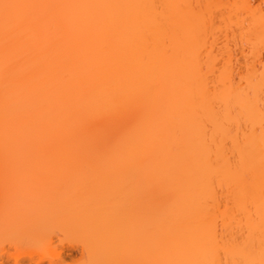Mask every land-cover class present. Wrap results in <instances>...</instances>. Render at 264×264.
<instances>
[{
    "label": "bare ground",
    "instance_id": "6f19581e",
    "mask_svg": "<svg viewBox=\"0 0 264 264\" xmlns=\"http://www.w3.org/2000/svg\"><path fill=\"white\" fill-rule=\"evenodd\" d=\"M0 29L33 88L0 82V264H264V0H0Z\"/></svg>",
    "mask_w": 264,
    "mask_h": 264
},
{
    "label": "rangeland",
    "instance_id": "374dc122",
    "mask_svg": "<svg viewBox=\"0 0 264 264\" xmlns=\"http://www.w3.org/2000/svg\"><path fill=\"white\" fill-rule=\"evenodd\" d=\"M3 26H4V25H3ZM6 28H7V27L5 26V30H6L5 33H8V31H9V33H10L11 30H8V31H7ZM16 29H17V28H15V30H16ZM0 30H1V31H0V32H1L0 35H1L2 32H4V31H3L2 29H0ZM15 30H14V31H15ZM12 32H13V31H12ZM12 32L10 33V35L12 34V35L14 36L16 32H14V34H13ZM3 34H4V33H3ZM4 35H5V34H4ZM6 35H8V36H5V37H8V38H9V37H10V38L12 37V36H10L9 34H6ZM15 36H16V35H15ZM5 37H3L2 35L0 36L1 39L3 38V39H2V42H1V39H0V44L3 45L2 47H0V49L2 50V51L0 50V54H1V55H0V58L6 56V55H4V54L6 53L5 51H8V49H9L8 54H11V56H13L14 58H17V56H19V55H17V54H19L20 52H22L24 55H25V53H26V55L29 56V54L27 53V52H29V51L26 52V51L24 50V48H25L24 45L22 46V43H23V44L25 43V45H26V47H27V44H28V43H27V38H24V37H23V38H21V39H20V38L17 39L16 37H13V38H12L13 41H11L12 39H8V38H5ZM4 39H5V41H4ZM15 39H16L17 41H15ZM8 41H9V42H8ZM14 41H15L16 43H14ZM20 41H22V43H20ZM4 42H5V43H4ZM18 42H19V43H18ZM10 43H11V44H10ZM6 44H7V45H6ZM18 44H20V46L23 47V49H21V50L19 51V53H18V47H20V46H19ZM1 45H0V46H1ZM4 45H5V46H4ZM12 46H13V47H12ZM17 46H18V47H17ZM28 46H29V45H28ZM4 47H5V48H4ZM7 47H8V48H7ZM10 47H11V49H10ZM29 47H30V46H29ZM13 48H14L15 51L13 50ZM5 49H6V50H5ZM4 50H5V51H4ZM28 50H30V48H29ZM3 51H4L5 53H4ZM2 52L4 53L3 55H2ZM9 52H11V53H9ZM15 52H16V54H15ZM6 54H7V53H6ZM14 55H17V56H14ZM24 55H23V56H24ZM26 55H25V56H26ZM11 56H10V58H11ZM20 56H21V55H20ZM8 57H9V56H8ZM14 58H12V59H14ZM26 58H29V57H26ZM4 59H5V58H4ZM1 60L3 61V58H2ZM12 61H13V60H12ZM0 63H1V62H0ZM1 64H2V63H1ZM3 64H4V63H3ZM2 67H4V66H2ZM10 67H11V66H10ZM15 67H16V66H15ZM6 68H7V67H4V70H6ZM21 69H22V71H23V66H22ZM24 69H25V66H24ZM1 70L4 71L3 68H1ZM2 71H0V72H2ZM7 71H8V69H7ZM9 71H10V73H11V70H9ZM9 71H8V73L5 72V71L2 72V73H0V82L2 83L1 85H3V86H1V85H0V86H1V88L4 89V90H3L4 92L2 91L3 95H4V94L7 95V93H8V92H7V91H8V88L10 89V87L13 85V83H12L11 85H10V84H7V83H9V82H8L9 80H10V81H11V79H12V80H16L15 82H14V81H11V82H14V83L16 84L17 82H19V81H17V79H18V80H19V79H23V77H22L23 74H22V75L20 74V71H21V70H20V71L18 70V73H16V72H17L16 69L13 70V71H15L14 73L17 74V75H13V77H12V74H14V73L12 72L11 75H10V74H9ZM24 71H25V70H24ZM24 71H23V73H24ZM6 74H7V75L9 74L11 79L9 78V80H7V78H8L9 75L7 76ZM2 75L4 76V78H3ZM14 76H15V77H14ZM21 77H22V78H21ZM1 78H2L3 80H2ZM14 78H15V79H14ZM16 78H17V79H16ZM5 80H6L7 82H6ZM2 81H3V82H2ZM4 82H5V83H4ZM4 84H7V85H4ZM9 85H10V86H9ZM16 85H19V84H16ZM21 85H22V86L19 85V87L17 86V87H18V88H17L18 90H17L16 92H15L16 89L13 90L15 93H14L13 91H10L11 93L13 92L12 95H13L14 97H13L12 95H10V94H9V95H10V98H11L12 100H14V102H15V99H16V102H17V100H19V99H20V101H21V99H22V100H26V99H27L26 96L28 95V90H29V93H30L31 89H33V88L30 89L28 86H24L23 84H21ZM7 86H9V87H7ZM23 86H24V87H23ZM1 90H2V89H0V93H1ZM32 93H33V91H32ZM30 95H31V94H29V96H30ZM24 113H25V112H24ZM26 114H27V113H26ZM26 114H24L23 116H25ZM26 116L28 117V116H31V115H29V113H28ZM26 116H25V117H26ZM28 118H30V117H28ZM72 230H73V231H71L72 233L69 232V233H67V235H66V236L68 237V240H67V241H70V240H73V239H76V238H77V232H76V231H77V228H74V229H72ZM78 233H79V232H78ZM76 241H77V239H76ZM78 241H79V240H78ZM109 244H110V245H109ZM109 244L107 243L108 246L106 245V243L104 244V245H106V246H104L103 244H102L101 246H99V251H101V252H105V251H106L105 249L108 248V247H110V248H108V251H110V250L112 249V248H111V245H112V244H111V243H109ZM104 250H105V251H104ZM89 251H90V250H89V248H88L87 246H84V245L82 246V245H81V246L79 247V249H77V250L73 253L74 256H71L72 258L70 257V259H68L67 262H68L69 264H89V263H90L89 260H91V259L93 258V257H92V254H89V253H91V252H89ZM106 252H107V251H106ZM109 253H110V255H111V256H110V255L108 254V255L110 256L109 260L112 259V260H110V262H111V264H113L112 261H113V258H114L115 256L113 255L112 251L109 252ZM90 256H91L92 258H91ZM100 259H101V258H99V261H97V262L95 261V264H96V263H97V264H104V262H102ZM69 260H70V261H69ZM92 260H93V259H92ZM95 260H98V259L96 258ZM107 260H108V259H107ZM109 260H108V262H109ZM103 261H104V259H103ZM88 262H89V263H88ZM91 262H92V261H91ZM110 262L107 263V264H110ZM118 262H119V261H118ZM118 262H117V264H122V263H124V264H127V263H129V264H130V263L134 264V263H135L134 261H133V262H134V263H133V262H131L130 260H128V261H123V262H119V263H118ZM90 264H91V263H90ZM93 264H94V263H93ZM115 264H116V263H115Z\"/></svg>",
    "mask_w": 264,
    "mask_h": 264
}]
</instances>
